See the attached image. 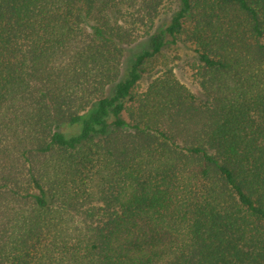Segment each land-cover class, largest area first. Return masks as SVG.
Instances as JSON below:
<instances>
[{"label": "trees", "instance_id": "obj_1", "mask_svg": "<svg viewBox=\"0 0 264 264\" xmlns=\"http://www.w3.org/2000/svg\"><path fill=\"white\" fill-rule=\"evenodd\" d=\"M0 264H264V0H0Z\"/></svg>", "mask_w": 264, "mask_h": 264}, {"label": "rangeland", "instance_id": "obj_2", "mask_svg": "<svg viewBox=\"0 0 264 264\" xmlns=\"http://www.w3.org/2000/svg\"><path fill=\"white\" fill-rule=\"evenodd\" d=\"M176 6L165 7L161 12L160 16L157 18V21L154 25L153 32H158L165 25L168 24L170 16ZM149 45V38H143L137 41L136 43L123 47L122 51V60H121V73L124 75L131 63L134 60V57L140 53L142 50L147 49ZM164 56L168 60L169 66L173 71L176 79L184 85L195 97L197 102H203L205 100L203 93L199 89L193 78L192 68L198 64L197 57L193 52V47L189 43L178 42L174 45H168L164 51ZM152 79V75L144 76L139 84L141 90H143ZM60 131L65 133H76L77 127L68 128L66 126L60 127Z\"/></svg>", "mask_w": 264, "mask_h": 264}]
</instances>
